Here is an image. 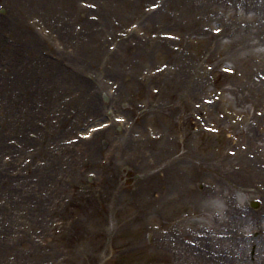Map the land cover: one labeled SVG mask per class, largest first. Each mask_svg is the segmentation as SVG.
I'll return each instance as SVG.
<instances>
[{
	"label": "rangeland",
	"instance_id": "obj_1",
	"mask_svg": "<svg viewBox=\"0 0 264 264\" xmlns=\"http://www.w3.org/2000/svg\"><path fill=\"white\" fill-rule=\"evenodd\" d=\"M78 1L95 2L75 0L76 8ZM121 1L125 0H118ZM157 1L160 0L150 3ZM161 1L165 13H161L160 21L154 25H140L138 16L109 15L103 17L111 23L107 33L99 26V18L94 42L89 46L92 53L87 59L63 63L61 66L67 73L63 78L47 77L54 84L43 89L53 92L49 96L50 109L45 114H37L34 123L43 136L47 131L53 132L56 139L49 142V150L55 159L48 158V146L43 149L35 143L27 146L19 158L0 150V163L9 165L15 160L8 172L0 167V178L7 175L12 184V190H0V264H55L57 260L58 264H185L183 252L179 258L173 251L167 254L156 246L155 240L165 237L172 248L179 251L180 247L175 246L173 240L194 241L191 237L198 231L208 237L213 235L219 241L230 239L226 246L231 245L232 250L235 235L254 241L255 245L261 242V248L256 251L250 247L239 257L225 246L219 255L206 252L205 257L187 264H208L207 261L212 260L208 258L214 256L222 260H212L211 264H264V170L261 172L258 168L264 158V12L259 9L261 1ZM135 4L140 14L147 5L142 0ZM111 5L100 4L102 8H120ZM4 15H0L3 20L8 16ZM133 23L139 24L142 35H132L135 40L121 37V29ZM74 25L79 24L74 23L72 27ZM217 29L222 32L214 35L212 31ZM0 32L4 40L22 43L23 33ZM84 32L77 33H82L81 40H87ZM53 33L49 30L50 36H44L49 47H39L36 57L52 61L50 57L58 56V50L63 53L70 49L64 42L54 46ZM167 34L175 39L170 41ZM117 50L121 55L115 53ZM138 50L147 58L138 57ZM3 52L0 47L1 68L6 64ZM106 54L127 59L125 65L121 63L126 79L109 77L113 61L108 60ZM16 55L26 57L24 66L21 69H15L14 65L4 67L0 69V78L25 69L30 51L28 57L22 49L17 50ZM226 62L234 68V75L221 77L217 67ZM136 65L145 69L140 72L135 68L139 75L133 78L130 72ZM180 67L192 86H178L181 77L174 84L173 74L168 72ZM159 69L163 70L156 74ZM43 79L40 76L39 81L28 83L26 94L34 93L32 85ZM90 79L99 81L104 95H108L107 90L111 88L119 99L118 88L123 90L121 96L126 107L119 102L111 107L113 116L126 117L130 126L110 127L106 146L94 140L97 144L94 158L85 157L81 145H66L77 138V132H81L78 128L65 135L77 117L82 123H88L105 113V103L94 114L87 111L90 104L87 106L85 102ZM218 92L225 93L220 103ZM10 99L9 91L7 107ZM44 105L41 107L40 102H36L39 109L46 108ZM224 107L230 114L223 113ZM249 107L251 113L247 111ZM74 109L85 110L84 116L71 119L63 126L65 130L56 134L62 129L56 119L58 111L68 114V110L75 112ZM243 114L245 118L241 117ZM3 115L0 108V133L4 134L0 139L7 146L21 150L20 137L33 139L35 134L30 127L21 132L5 126ZM48 119L51 123L47 129ZM146 126H150L153 133L170 139L173 184L161 192L165 196L161 207L153 194L159 187L155 184H162L163 179L156 174L161 164L150 158L144 161L145 169L128 166L139 178L128 190L124 191L120 181L129 156L123 153L124 141L115 140L116 132L128 131L133 137L149 141ZM205 126L218 132L208 133L203 130ZM226 133L229 138H225ZM61 134L65 136L59 138ZM151 144L146 143V150L153 149ZM155 144L165 145L161 141ZM65 149L72 152L67 153ZM177 162L181 165H176ZM89 174H94L90 181ZM180 178L184 180L179 181ZM200 183L207 187L199 188ZM250 199H258L262 206L257 211L252 210L247 204ZM246 211L251 213L249 223L242 219ZM2 223L7 231L2 230ZM152 226L159 228L154 230ZM200 247L208 246L205 243Z\"/></svg>",
	"mask_w": 264,
	"mask_h": 264
},
{
	"label": "bare ground",
	"instance_id": "obj_2",
	"mask_svg": "<svg viewBox=\"0 0 264 264\" xmlns=\"http://www.w3.org/2000/svg\"><path fill=\"white\" fill-rule=\"evenodd\" d=\"M175 2H185V1H191V0H173ZM264 3V0H263ZM262 5V4H261ZM176 9L180 10V4L177 3L176 4ZM264 9V5L262 6V9ZM16 26L21 27L20 21H18V19H16ZM23 29L26 31L27 28L23 27ZM72 35H70L69 33H65L64 35H62V38H65L67 41L69 40V38ZM92 39L95 38V35L92 34L91 36ZM40 42H44V40L41 38ZM27 45V44H26ZM30 47L32 48V53L34 55V62L29 65L27 63L25 69L21 72V73H15L14 74V81L9 85L11 87L15 86V80H19L21 81V85L19 86V90H20V95L18 94L17 97L15 99H10L9 102H7V104H9V107L6 106L5 104V99L2 96L5 85H6V89L8 87V85L6 84V82H1L0 81V90H1V98H0V102L1 105L0 107L3 110V113L5 115H3L2 121L5 124V126H11L15 128V131H21L24 132L25 128L28 127H32L31 129L34 131V134H36V136L34 137V139H29L28 137L25 136H21L20 140L22 141L23 144V148L21 150H16L15 148H13L12 146H7L6 142L4 140L0 139V149L1 150H7L11 153V156H14L16 158H19V156H21L23 154V151L26 149L27 146L32 145V144H43V149L45 147H47L49 145L48 140H46V137L44 139H42L40 137V129L37 128L34 124V118L37 117L36 115L39 113H45L46 108L48 109L50 106V100H49V96L53 93V92H48V90H46L45 92L43 91L44 87L52 85L54 86V84L52 82H50L48 80L47 77H54V76H60L61 78H63L67 73L66 69L62 68L60 65V62H47L44 59L38 58L36 57V53L37 48H35V46L37 45V41H30L29 43ZM29 45H27L29 47ZM22 47H24V45H22ZM7 54L8 56H12L10 55V48H7ZM73 53L70 55H67V53H64L65 58L62 60H67V62L72 63V61L76 60V61H85L92 52L89 49L88 44L86 43H82L81 47H76L74 46V50L72 51ZM102 52V51H101ZM115 53H119L118 50ZM103 54V52H102ZM120 54V53H119ZM74 55L77 57L74 59ZM121 55V54H120ZM137 55L138 57H143L144 59L147 58L142 52H140L139 50L137 51ZM108 60L113 61V69L111 70V72H109V76L112 77L113 79L117 78L118 79V75L120 73H123V66L121 65V63L123 62V64L125 65L127 62V59H124V57H122L123 59H121L117 54H115V57L111 58L109 57V54H106ZM135 56V54H134ZM21 58V57H19ZM22 62H19L18 65H22ZM24 66V64H23ZM135 68H137L138 71L142 72L145 68L139 65H136L132 68V71L130 72L131 76L134 78V76L136 75V71ZM27 71V72H25ZM39 71L41 73L42 79L43 81L39 84H36L35 86L32 85V88L35 90L34 93L29 94L27 92L26 94V90L27 88L25 87L28 83L30 84L31 81L32 82H37L39 81V79H37L35 77L36 72ZM170 74H174L175 78L178 77H183L184 73L183 70L181 68H179L176 72H171ZM124 76H126L124 74ZM44 85V86H43ZM183 85L184 87H190V82L187 83L186 79H182V82L178 85L181 86ZM101 86L99 85L98 82L90 80V85L88 88V91L90 90V95L88 93V100L89 103L87 104V106L90 103H93L92 105V109H97L101 106V104L99 103V100L97 101V98L99 99L102 91H101ZM119 93L121 94V89L119 90ZM7 100L9 98V96L6 97ZM23 99V102H22ZM37 101H41L42 104H44L43 102H45L46 108H41L39 109L36 106V102ZM49 102V104L47 103ZM21 107H25L26 110L24 108ZM24 110V111H23ZM66 119H62L61 123H66ZM6 131H8L7 128H5ZM0 136H4V134L0 133ZM97 136H100V134H97ZM52 138H50L49 140H51ZM136 144V141L133 139H130L128 141V143L125 145V149L130 153L129 158H133L135 160L136 163H141L142 159H143V154L141 152V150L143 149L142 145L138 146V147H134ZM48 151V158L51 159L53 158V155L51 153V151L49 150V148H47ZM86 153L89 156H92L95 154V150L94 147L92 145H88L85 148ZM15 162V160L13 159L12 162L9 165H4L2 163H0V167H2L5 171L8 172V169L13 167V163ZM50 173V172H49ZM50 174H48L47 176L49 177ZM1 180V184H0V190L2 192H6V191H10L12 190L11 185L9 183L10 178L7 175H2V177L0 178ZM40 181V180H39ZM10 185V186H9ZM2 230L7 231V227L2 223ZM239 243L242 244L239 245ZM238 245L235 247L236 248V252L237 253H242L245 252L246 250V246L248 244H250V242L248 241H244V242H239ZM220 248H222L223 243H219ZM251 245V244H250ZM191 248L189 246H185L183 245V247H181V251L184 253V257H192V253H191ZM194 250V249H193ZM188 255V256H187ZM197 259H200V257H198Z\"/></svg>",
	"mask_w": 264,
	"mask_h": 264
}]
</instances>
